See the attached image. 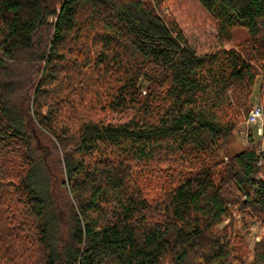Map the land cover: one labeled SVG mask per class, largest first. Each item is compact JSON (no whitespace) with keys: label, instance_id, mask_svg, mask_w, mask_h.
Listing matches in <instances>:
<instances>
[{"label":"trees","instance_id":"trees-1","mask_svg":"<svg viewBox=\"0 0 264 264\" xmlns=\"http://www.w3.org/2000/svg\"><path fill=\"white\" fill-rule=\"evenodd\" d=\"M165 1L0 0V264H264V136L223 155L264 91V0H198L248 31L202 54Z\"/></svg>","mask_w":264,"mask_h":264},{"label":"rangeland","instance_id":"rangeland-1","mask_svg":"<svg viewBox=\"0 0 264 264\" xmlns=\"http://www.w3.org/2000/svg\"><path fill=\"white\" fill-rule=\"evenodd\" d=\"M159 11L164 16L172 17L176 20L181 27L186 38L190 44L197 50L199 54L205 53L210 47L216 46L222 42L226 47H235L241 43L247 36L248 31L241 27H233L230 32V39H221L219 30L217 28V21L201 4L198 0H166L164 4L159 8ZM262 78H258L253 88V94L250 99L251 105L260 102L264 107V91L261 94ZM108 119L113 122H118L127 119L132 116L131 111H127L123 115L117 113L107 112L105 113ZM247 115L241 122L237 124L234 130V137L231 143L226 147L224 151V159L227 161L229 156L245 149L256 141L262 139L258 134L256 126H247ZM58 178L60 179V170L54 169ZM242 216L237 214L236 223L237 227H242ZM254 219L248 218V227L243 231L244 249L246 251L244 259L249 262L252 258L253 248L255 243L261 239L263 232L260 228V221L254 222ZM227 222L218 226L223 228ZM247 232V233H246Z\"/></svg>","mask_w":264,"mask_h":264},{"label":"built area","instance_id":"built-area-1","mask_svg":"<svg viewBox=\"0 0 264 264\" xmlns=\"http://www.w3.org/2000/svg\"><path fill=\"white\" fill-rule=\"evenodd\" d=\"M247 126H256L258 134L263 138L264 136V107L260 102L254 103L246 117ZM264 151V144L260 149Z\"/></svg>","mask_w":264,"mask_h":264},{"label":"water","instance_id":"water-1","mask_svg":"<svg viewBox=\"0 0 264 264\" xmlns=\"http://www.w3.org/2000/svg\"><path fill=\"white\" fill-rule=\"evenodd\" d=\"M251 128V127H250Z\"/></svg>","mask_w":264,"mask_h":264}]
</instances>
